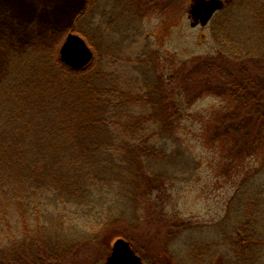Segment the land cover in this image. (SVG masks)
<instances>
[{"label": "trees", "instance_id": "1", "mask_svg": "<svg viewBox=\"0 0 264 264\" xmlns=\"http://www.w3.org/2000/svg\"><path fill=\"white\" fill-rule=\"evenodd\" d=\"M145 1L132 3L144 13ZM96 2L87 0L69 29L91 45L81 21ZM239 4L225 3L216 18V57L181 67L174 80L150 90L117 83L97 51L85 67L69 66L60 56L67 33L55 44L12 48L0 76L9 109L0 112V264H69L79 257L98 264L100 255L90 257V249L106 242L107 232H125L112 239L126 237L139 253L134 241L142 228L164 232L170 243L159 251L166 252L181 231L201 227L167 219L169 175L152 169L165 156L154 142L174 135L186 105L212 92L234 102L216 133L232 136L238 154L264 152V57L227 27ZM261 173L264 163L229 199L226 264H264ZM204 245L199 256L212 261L220 252Z\"/></svg>", "mask_w": 264, "mask_h": 264}, {"label": "rangeland", "instance_id": "2", "mask_svg": "<svg viewBox=\"0 0 264 264\" xmlns=\"http://www.w3.org/2000/svg\"><path fill=\"white\" fill-rule=\"evenodd\" d=\"M24 1L20 4L18 0H0V76L8 68L12 48L25 50L40 43L55 44L69 32L87 2ZM193 1L147 0L143 13L132 0H98L81 25L91 40L94 57L97 51L102 68L117 83L150 90L160 80H174L181 67L219 54L213 29L221 9L208 24L192 25L189 11ZM232 1L224 0L227 6ZM227 27L249 49L260 51L264 57V0H243V4L235 5ZM6 80L11 81V77ZM6 100L7 90L0 92L1 114L9 111ZM233 103L225 95L204 93L186 105L174 135L155 140V146L165 156L155 161L152 169L169 175L164 199L167 219H182L201 227L181 231L166 252L159 251L170 243L164 232L139 230L134 242L146 264H226L223 255L229 247L224 234L230 231V222L224 226L222 221L229 199L241 187L248 171L264 163V152L238 154L232 136L216 133L220 116L232 109ZM256 183L264 186L263 173ZM119 233L125 232H107V241L91 248L90 257L100 255L98 264H103L111 251L112 238ZM195 242L200 243L199 247ZM202 244L212 249L211 254L220 253L212 261L210 255L199 256L204 253ZM90 261L91 258L79 257L69 264H92Z\"/></svg>", "mask_w": 264, "mask_h": 264}, {"label": "water", "instance_id": "3", "mask_svg": "<svg viewBox=\"0 0 264 264\" xmlns=\"http://www.w3.org/2000/svg\"><path fill=\"white\" fill-rule=\"evenodd\" d=\"M223 6V0H201L194 15H200V23L207 24L213 14ZM198 22L192 21V25ZM61 59L72 68H83L94 58V50L88 41L79 33H67L60 46ZM104 264H145L141 256L133 249L130 240L120 236L114 240L111 252Z\"/></svg>", "mask_w": 264, "mask_h": 264}, {"label": "flooded vegetation", "instance_id": "4", "mask_svg": "<svg viewBox=\"0 0 264 264\" xmlns=\"http://www.w3.org/2000/svg\"><path fill=\"white\" fill-rule=\"evenodd\" d=\"M200 3V0H194V2L192 3L191 7L193 8L194 11L197 10V6L198 4ZM193 14V19L194 21L196 22H199L200 21V15L198 14V16L194 15L195 13H192Z\"/></svg>", "mask_w": 264, "mask_h": 264}, {"label": "bare ground", "instance_id": "5", "mask_svg": "<svg viewBox=\"0 0 264 264\" xmlns=\"http://www.w3.org/2000/svg\"><path fill=\"white\" fill-rule=\"evenodd\" d=\"M20 4H25L26 2L24 0H18Z\"/></svg>", "mask_w": 264, "mask_h": 264}]
</instances>
